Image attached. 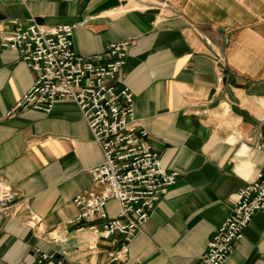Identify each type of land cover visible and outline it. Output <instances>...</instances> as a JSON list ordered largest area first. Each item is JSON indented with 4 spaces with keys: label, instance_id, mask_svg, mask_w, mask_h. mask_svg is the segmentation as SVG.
Segmentation results:
<instances>
[{
    "label": "crops",
    "instance_id": "1",
    "mask_svg": "<svg viewBox=\"0 0 264 264\" xmlns=\"http://www.w3.org/2000/svg\"><path fill=\"white\" fill-rule=\"evenodd\" d=\"M33 18L77 23L74 45L85 55L130 40L121 81L163 165L180 177L115 264H196L236 191L264 171V0H0V181L19 191L0 211V264H34L35 246L60 251L63 264H106L108 240L76 248L91 239L87 229L66 242L46 237L78 212L73 198L97 186L89 168L104 160L79 105L63 98L50 112H8L36 73L2 41ZM29 208L41 222H28ZM107 209L118 212V201ZM222 264H264V208Z\"/></svg>",
    "mask_w": 264,
    "mask_h": 264
},
{
    "label": "built area",
    "instance_id": "2",
    "mask_svg": "<svg viewBox=\"0 0 264 264\" xmlns=\"http://www.w3.org/2000/svg\"><path fill=\"white\" fill-rule=\"evenodd\" d=\"M77 23H47L33 18L15 24L2 44L18 51L35 73L30 89L8 111L36 108L50 112L58 99L77 102L104 153L103 162L91 166L97 186L75 194L78 212L47 230L46 237L69 241L73 232L89 230L87 242L77 239L76 248L95 250L97 239L110 242L106 264L126 260L131 241L148 219L163 192L175 183L178 170L165 167L160 153L149 141V131L135 118L134 92L121 81L130 40L110 41L102 52L82 54L74 45ZM227 72L225 58H219L218 79ZM264 149V142L258 144ZM19 191L0 181V211L13 209ZM116 199L119 210L111 214L108 202ZM264 208V171L236 191L232 212L212 232L207 248L196 264H222L244 236L256 211ZM26 219L38 224L35 210ZM34 264H63L55 249H33Z\"/></svg>",
    "mask_w": 264,
    "mask_h": 264
}]
</instances>
